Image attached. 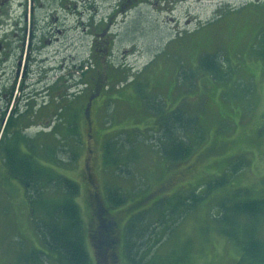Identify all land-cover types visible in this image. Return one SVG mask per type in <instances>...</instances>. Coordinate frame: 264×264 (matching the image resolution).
<instances>
[{"label": "trees", "instance_id": "16d2710c", "mask_svg": "<svg viewBox=\"0 0 264 264\" xmlns=\"http://www.w3.org/2000/svg\"><path fill=\"white\" fill-rule=\"evenodd\" d=\"M258 1L246 4V17L252 24L256 23L253 39L246 48L257 49L264 57V8L259 6ZM246 23L248 22L245 18ZM186 42L189 40L184 31L172 42L171 49L162 52L163 55L172 52L182 54L176 49V45ZM94 57L100 58L99 55ZM215 60L216 57L206 54L202 67L215 76L216 80H225L231 69H225L220 61L217 64ZM101 67L104 77L106 65ZM147 70H151V66L147 67ZM120 72H114L113 77H119ZM117 102L108 101V112L103 116L95 113L93 108L91 113L89 103L87 109H82L80 104L83 105L84 100L77 98L74 127H69L68 117L64 120L61 117L58 133L56 130L36 138L23 136V143H31V148L26 150L18 144L21 141L20 136L14 144H10L7 143V134H1L0 146L2 145L4 150L6 174L19 181L24 188L36 235L41 238L39 249L29 248L27 251L32 252L29 251L27 257L35 259L36 264H121L122 260L127 264H193L197 254L204 251V242L201 240L217 235L222 236L227 245L239 249L237 256L234 247L236 256L232 264H264V194L254 195L250 189H239L236 186L226 189L231 177L233 181L246 167L239 161L241 158L228 160L229 164L215 180H209L208 173L202 183L199 178L194 182L192 177L186 179L187 184L191 180V187L180 183L184 171L192 174L200 169L204 161L221 156L228 149L229 143L234 141L227 142L220 136L228 130L222 132V127L219 126L217 141L202 154L189 160L195 147L202 144L207 135L206 126L209 125L210 119L208 115L203 120L185 116L181 107L173 109L170 116L165 117L160 106L154 109L159 114L158 128L152 131L147 128V139L140 133L142 131L129 138L126 135L129 132L126 126L114 128L113 124H108L111 117L110 108L118 104ZM128 104L131 115L135 112V107L138 109V104ZM138 106L139 110L143 111L142 106ZM209 112L207 114H210ZM245 117L242 115L240 120L243 121ZM139 118L145 119L144 114L141 113ZM247 119L249 116L245 122ZM137 121L139 122L138 119ZM91 122L94 126L99 124V129L91 132ZM121 122L119 120L118 124ZM214 122L215 119L212 118L211 123ZM138 134L140 136H137ZM253 136L255 145L262 148L264 116L262 124L255 128ZM136 140L138 142H134ZM141 141H145L152 150H156L161 157L168 160L169 164L160 167L154 177L155 179L161 176L162 180L148 192L145 190L152 185L154 179L141 182L135 191H131L133 193H126L122 187L114 185L104 194L102 188L99 190L97 186L94 171L99 160L103 173L116 168L113 170L116 174L122 173L129 177L133 169L129 171L124 169V166H127V169H130L128 166L132 167L127 165V159L130 156L136 159L133 151ZM38 142H42V153L39 151ZM97 145L101 147L100 159L95 151ZM83 152L85 157L82 180L87 181L91 187L87 193L84 190V201L91 211L89 221L85 220L84 207L79 200L83 185L78 179L75 178L76 181L69 178L68 174L66 176L64 172H60L61 166L72 163L76 165ZM186 161L187 165L177 168L174 166L166 171L169 165ZM225 161L226 159L219 160V164ZM140 190L143 192L140 198L134 203H129L128 196L134 192L139 194ZM215 191L224 192L214 195ZM211 203L214 204L215 213L210 212L213 208ZM203 209H209V213L202 220L199 219L198 228L187 231L183 238L180 229L191 224L190 217Z\"/></svg>", "mask_w": 264, "mask_h": 264}, {"label": "rangeland", "instance_id": "374dc122", "mask_svg": "<svg viewBox=\"0 0 264 264\" xmlns=\"http://www.w3.org/2000/svg\"><path fill=\"white\" fill-rule=\"evenodd\" d=\"M254 1L178 0L174 4L173 12L166 13L165 17L162 15L161 28L153 29L151 22L140 24V28L133 33L136 43V50L133 53H125L121 47L125 41L118 40L113 62H117L119 68L124 67L122 70L125 72H121L118 77V85L121 86L123 93L122 100L110 108L109 125L113 124L114 128L126 126L125 128L129 131L126 135L129 138L142 131L140 133H143L147 139V128L152 131L159 125L157 123L159 114L154 109L161 106L163 115L169 117L173 109L182 107V113L185 116L202 120L206 115L210 117L209 125L206 126L207 135L202 144L195 147L189 160L202 154L206 148L217 141L219 126L222 127V132L228 130L227 133L220 134L224 137L221 139L227 140V142L234 141L229 143L228 149L221 156H215L207 162L204 161L198 171L192 174L184 171L183 180L180 181L183 186L191 187V180L189 184L186 181V179L189 180V177L194 178L192 182L199 178L202 183L208 173L209 180H215L221 176L229 162L238 157L237 159L241 158L239 161L246 167L233 181V177H231L230 184L226 189L236 186L239 189H250L254 195L264 194V145L262 148L257 147L253 136L255 128L262 124L264 116V57L257 52V49L246 48L252 41L256 30L254 28L256 23L252 24L246 17V4ZM147 15L149 18L157 17L155 13ZM245 18L248 22L246 24ZM184 31L189 42L176 45V49L182 54L172 52L163 55L160 47L167 44L168 41L171 42L172 39L175 41L179 37L178 32L184 33ZM217 38L222 43H219ZM182 48L183 50H179ZM206 54L216 57L215 62L218 64L220 61L225 69H231L225 80H216L215 76L202 67V60ZM148 64H150L151 70L135 74ZM129 70L132 72L129 74H133L130 80L127 79ZM128 102L142 106L143 111H140L137 105L138 109L135 107V112L129 115ZM249 106L250 108H248ZM208 112L210 114H207ZM141 113L144 114L145 119L139 118ZM242 115L246 116L245 119L249 116V119L246 122L245 119L240 120ZM212 118L215 119L214 123H211ZM119 120L122 121L121 124H118ZM90 143L92 144V141ZM145 143V141H141L133 151L136 159L131 156L127 159L129 162L127 165H132V167L128 166L130 169H127V166H124V169L129 171L133 169L129 177L122 173L116 174L113 171L116 168L103 173L99 160L94 170L99 190L102 188L105 194L108 193L110 187L116 185L127 191L126 193H130L132 190L135 191L141 182L154 179L159 168L169 164L168 160L161 157L156 150H152L150 145ZM95 147L100 159L101 147L100 145ZM242 155H244L243 158ZM84 157L85 152L76 165H72V163L61 166L60 172L68 174L69 176H66L74 180L78 179L83 185V193L79 200L84 207L85 220L89 221L91 211L85 204L84 190L87 193L91 187L87 181L82 180L84 179L82 177ZM223 159L226 161L219 164V160ZM228 160L230 161L228 162ZM188 161L173 166L169 165L170 167L166 171L174 166L177 168L184 164L187 165ZM6 173L4 150L1 145L0 264H36L35 259L27 257L29 251L32 252V250H27L29 248L39 249L41 238L36 235L24 188L19 181L10 178L11 176ZM161 180V176L156 177L152 185L145 191L148 192L154 188ZM224 191H215L214 195H219ZM142 193L140 190L139 194H135L136 196L129 195L127 200L129 203H134ZM99 195L103 198L101 193ZM213 206L214 204L211 203V208ZM208 211L209 209H203L190 217L191 224L182 227L180 235L184 238L187 231L198 228L199 219L202 220L209 213ZM210 212L215 213L216 209L213 207ZM224 240L222 236L217 235H211L209 239L201 240L204 242V251L197 254L198 257L193 264H232L235 260L236 250L237 256L239 255V249L234 246L235 250ZM91 255L94 260L92 250ZM120 263L127 264L125 260Z\"/></svg>", "mask_w": 264, "mask_h": 264}, {"label": "flooded vegetation", "instance_id": "af4514ba", "mask_svg": "<svg viewBox=\"0 0 264 264\" xmlns=\"http://www.w3.org/2000/svg\"><path fill=\"white\" fill-rule=\"evenodd\" d=\"M177 2L0 0V134H7L10 144L20 136L18 144L26 150L31 143H23V136L58 133L61 117L74 127L77 98L84 100L82 109L89 103L91 113L105 116L108 101L122 100L118 75L113 77L124 70L113 62L118 40L125 41V53H133V33L140 24L161 28L162 15L173 12ZM258 4L264 8V0ZM173 40L161 51L171 49ZM91 124V132L100 127ZM38 145L42 153V142Z\"/></svg>", "mask_w": 264, "mask_h": 264}]
</instances>
